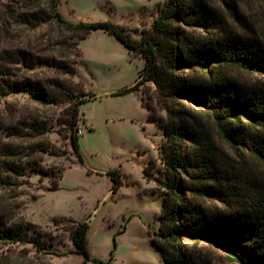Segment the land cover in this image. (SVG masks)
<instances>
[{
    "label": "trees",
    "instance_id": "1",
    "mask_svg": "<svg viewBox=\"0 0 264 264\" xmlns=\"http://www.w3.org/2000/svg\"><path fill=\"white\" fill-rule=\"evenodd\" d=\"M59 2L2 3L1 38H5L7 45L0 72L5 68L13 74L10 71L15 66L18 72L14 74L24 78L9 81V86L40 105L19 106L16 112L21 121L0 123L5 136L0 140V246L30 243L36 248L33 256L42 264H51L45 260L53 253L49 248L52 243L33 233L32 224L20 214L19 178L43 173L44 156L56 147L51 139V121L59 112L64 118L57 120L65 125L60 133L70 139L73 154L84 164L81 135L76 128L82 119V104L96 95L82 90L83 81L75 78V64L82 49L77 42L63 37L77 34L86 38L92 31L103 29L130 52L141 53L145 60L135 85L114 95L137 90L146 81H152L158 103L167 111L168 119L163 120L153 115V106L146 104L151 120L163 129L168 140L162 147L170 173L163 179L148 167L143 168L147 179L166 190L161 228L153 237L165 263L208 264L185 250L182 239L190 237L220 247L241 264H264V178L246 177L243 181L229 176L227 170L217 169L207 132L189 124L195 119L202 126L201 114L178 112L175 107L186 100L209 113L220 139L239 151V155L245 152L264 165V80L248 85L233 80L224 71L226 66L264 75V43L226 33L205 39L197 36L189 28L205 25L209 17L206 5L199 0H169L151 27L142 30L141 38L134 36L129 26L111 20L72 22L59 10ZM46 61L52 66L51 72L35 80L36 72L31 70ZM190 136L198 138L197 153L191 154L185 148ZM187 162L194 166V171L185 185L182 172ZM107 174L113 181L111 191L115 195L123 185L122 170L117 167ZM62 178L63 172L59 170L52 178L53 189L59 187ZM187 191L193 194L191 198H187ZM212 192L225 198V207L213 209L200 202V198ZM72 222L73 252L83 256V263L113 264L114 249L108 260L91 253L89 221ZM113 244L117 246L115 236ZM16 264L27 263L22 259Z\"/></svg>",
    "mask_w": 264,
    "mask_h": 264
},
{
    "label": "rangeland",
    "instance_id": "2",
    "mask_svg": "<svg viewBox=\"0 0 264 264\" xmlns=\"http://www.w3.org/2000/svg\"><path fill=\"white\" fill-rule=\"evenodd\" d=\"M8 1L11 0H0V64L7 45L5 38H1L4 20L2 3ZM168 1L60 0L58 8L72 22L111 20L129 26L134 36L141 38L142 30L151 27ZM199 2L206 5L209 17L205 25L189 28L197 36L205 39L209 35L226 33L256 38L264 43V0ZM63 39L77 42L82 49V55L75 64V78L83 81L84 88L80 84L82 90L96 95L94 100L81 106L80 116L83 119L76 128L80 135L84 133L80 141L84 164L73 154L70 139L60 133L65 125L57 120L58 117L64 118L59 112L51 121V139L56 147L45 154L41 163L43 173L34 172L30 177L19 178L22 182L18 190L22 201L20 214L32 224L33 233L52 243L49 248L53 253L47 255L45 260H50L51 264H84L83 256L73 252L70 238L73 219L89 221V248L98 258L108 260L110 251L114 249L113 264H166L162 252L153 243L154 232L161 228L160 216L166 190L156 181L147 179L143 168L148 167L150 172L166 179L170 170L162 146L168 140L161 127L148 122V111L141 101L153 106V115L157 118L167 120V111L158 103L152 81L141 85L140 92L133 90L114 95L135 85L144 59L139 52H133L135 57L120 40L103 29L92 31L86 38L65 34ZM51 69L52 66L46 61L31 72H36L33 77L37 80L44 73H50ZM3 71L0 72V123L5 125L22 120L16 112L19 106L40 104L29 100L24 92L15 91L9 86V81L24 78L14 74L18 72L15 66L10 71L13 74ZM224 71L233 80L248 85L264 80L261 73L234 70L226 66ZM175 107L178 112L194 114L198 111L201 114L202 126L195 119H191L189 124L193 125V129L207 132L217 169L227 170L229 176L242 178L243 181L246 177L264 178V165L245 152L239 155V151L218 137L209 113L186 100L175 104ZM87 127L93 130L88 131ZM3 137L5 139L2 125L0 140ZM197 139L190 136L186 142L185 148L191 154L197 153ZM116 167L123 170L124 184L113 195V181L107 172ZM59 170L63 172V178L59 187L53 189L52 178L57 176ZM50 171L54 175L48 174ZM192 171L194 166L187 162V168L182 172L185 185L191 179ZM186 195L191 198L193 194L187 191ZM223 199L212 192L200 198V202L216 209L225 207ZM114 236L116 247L113 244ZM182 243L189 254L208 264H241L218 246L190 237H184ZM35 252L36 248L30 243L0 246V264H16L22 259L27 264H42L33 256ZM86 264L95 263L89 261Z\"/></svg>",
    "mask_w": 264,
    "mask_h": 264
},
{
    "label": "crops",
    "instance_id": "3",
    "mask_svg": "<svg viewBox=\"0 0 264 264\" xmlns=\"http://www.w3.org/2000/svg\"><path fill=\"white\" fill-rule=\"evenodd\" d=\"M125 46V45H124ZM126 47V46H125ZM127 48V47H126ZM128 49V48H127ZM129 50V49H128ZM130 53H132V52H130ZM133 54V53H132ZM134 56H135V54H133ZM136 57V56H135ZM143 58V57H142ZM144 59V58H143ZM144 63H145V60H144ZM143 68V67H142ZM141 68V69H142ZM140 69V70H141ZM139 70V71H140ZM139 74V73H138ZM138 77H139V75H138ZM138 79V78H137ZM137 91H139L140 92V90L139 89H137ZM95 98H96V96H95ZM95 98H89L88 100H87V102H89V101H91V100H94ZM141 100H142V98H141ZM87 102H85L84 104H82L83 106L87 103ZM141 104H142V106H144L146 109H147V111H148V122H151V123H154L155 124V122L153 121V120H151V118H150V115H151V112H150V110L147 108V106H146V104L143 102V101H141ZM83 108V107H82ZM82 113H84V112H82ZM83 116L85 117V113L83 114ZM83 119V118H82ZM81 119V120H82ZM87 120V119H86ZM156 126H157V124H155ZM87 130L88 131H92L93 130V128L92 127H87ZM83 135H84V133L83 134H81V137H80V141H81V138L83 137ZM84 156V155H83ZM77 158V157H76ZM117 168V167H116ZM88 172H91L90 170H88ZM124 175V173H123V170H122V176ZM62 180V179H61ZM123 184H124V182H123ZM123 186V185H122ZM121 186V187H122ZM120 190V189H119ZM119 192V191H118Z\"/></svg>",
    "mask_w": 264,
    "mask_h": 264
}]
</instances>
